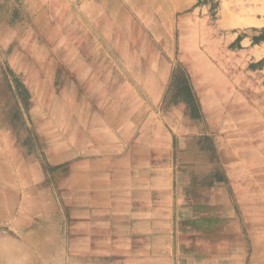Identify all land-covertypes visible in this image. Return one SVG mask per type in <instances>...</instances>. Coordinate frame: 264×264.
I'll return each mask as SVG.
<instances>
[{
	"label": "rangeland",
	"instance_id": "obj_1",
	"mask_svg": "<svg viewBox=\"0 0 264 264\" xmlns=\"http://www.w3.org/2000/svg\"><path fill=\"white\" fill-rule=\"evenodd\" d=\"M253 7V0H0V264H54L42 247L43 232H53L45 189L57 165L49 153L66 145L73 105L108 77L105 86L124 77L148 104L162 92L160 116L179 102L182 121L186 104L200 150L237 153L230 176L250 227L247 261L264 264V71L250 54L264 12L253 14L260 26L238 27L229 16L222 23L225 9L233 16Z\"/></svg>",
	"mask_w": 264,
	"mask_h": 264
},
{
	"label": "crops",
	"instance_id": "obj_2",
	"mask_svg": "<svg viewBox=\"0 0 264 264\" xmlns=\"http://www.w3.org/2000/svg\"><path fill=\"white\" fill-rule=\"evenodd\" d=\"M263 49L264 41L251 44L256 62ZM258 70L264 71V62ZM110 80L73 105L66 145L49 153L57 166L51 189H45L53 231L42 235L46 261L249 264L243 236L250 227L237 210L230 176L239 162L229 158L237 153L200 150L202 134L189 125L197 120L185 103L182 121L179 102L160 116L162 92L148 104L125 86L124 77L113 81L119 87L105 86ZM181 126L191 134L180 135ZM184 148L198 153H180Z\"/></svg>",
	"mask_w": 264,
	"mask_h": 264
},
{
	"label": "bare ground",
	"instance_id": "obj_3",
	"mask_svg": "<svg viewBox=\"0 0 264 264\" xmlns=\"http://www.w3.org/2000/svg\"><path fill=\"white\" fill-rule=\"evenodd\" d=\"M30 1V0H29ZM35 1V0H34ZM26 2H28V1H26ZM38 2V1H37ZM126 2V1H125ZM18 3V2H17ZM24 3V2H23ZM22 3V4H23ZM16 5V4H15ZM19 5V4H18ZM23 6V5H22ZM174 6H175V8H179L180 7V5H175L174 4ZM253 9H244V8H239L238 9V12H234L233 13V16H231V14L230 13H228L227 12V10L225 9L224 11H222V16H223V20H222V23H224L225 21H226V19L228 18V16L230 17V18H228V19H230L231 20V22H232V24L233 25H235V26H238V27H251V26H254V27H256V26H260L261 25V20H259V19H257L255 16H253V14L256 12V10H258L259 12H264V0H253ZM17 7V6H16ZM23 7H25V5L23 6ZM43 7V6H42ZM224 7V6H223ZM28 8H30V7H28ZM100 8V7H99ZM16 9V8H15ZM24 9V8H23ZM135 9V8H134ZM136 10V9H135ZM22 12V11H21ZM38 12V11H37ZM40 12V11H39ZM20 13V12H19ZM148 13V12H147ZM36 14V13H35ZM40 14V13H39ZM136 14V13H135ZM149 14V13H148ZM147 14V15H148ZM18 15V14H17ZM22 15V14H21ZM26 15H27V13H26ZM71 15V14H70ZM69 16V15H68ZM142 16V15H141ZM158 16V15H157ZM20 16H18V18H19ZM26 17V16H25ZM34 17V16H33ZM21 18V17H20ZM141 18V17H140ZM40 19V18H39ZM56 19V18H55ZM162 19V18H161ZM71 21V20H70ZM133 21V20H132ZM147 21H149V20H147ZM146 21V24L147 23H149V22H147ZM151 21V20H150ZM21 22H22V20H21ZM37 22V21H36ZM125 23V22H124ZM123 23V24H124ZM129 23V22H128ZM18 24V23H17ZM47 24V23H46ZM37 25V24H36ZM69 25H71V24H69ZM72 25H74L73 23H72ZM63 26V25H62ZM66 26V25H65ZM77 26V25H76ZM15 27H16V25H15ZM18 27V26H17ZM33 27V26H32ZM74 27V26H73ZM124 27V26H123ZM63 28V27H62ZM71 28H72V26H71ZM13 29H15V28H13ZM20 29V28H19ZM45 29V28H44ZM75 29V28H74ZM23 30V29H22ZM72 30V29H71ZM76 30V29H75ZM10 31V30H9ZM50 31V30H49ZM20 32H22V31H20ZM25 32V31H24ZM23 32V33H24ZM30 32V31H29ZM28 32V33H29ZM56 32V31H55ZM50 33H52V32H50ZM66 33V32H65ZM49 34V33H48ZM9 35V34H8ZM74 35H75V33H74ZM73 35V36H74ZM37 36H38V34H37ZM64 36V35H63ZM72 36V35H71ZM72 36V37H73ZM9 37V36H8ZM11 37V36H10ZM42 37V36H41ZM52 37V36H51ZM71 37V38H72ZM112 37V36H111ZM114 37V36H113ZM30 38H31V36H30ZM46 38V37H45ZM6 39V38H5ZM4 39V41H8V40H5ZM33 39V38H32ZM38 39V38H37ZM43 39V38H42ZM62 39H64V38H62ZM48 40V39H47ZM68 40V39H67ZM59 41H61V40H59ZM69 41V40H68ZM15 42V41H14ZM18 43V42H17ZM2 44V43H1ZM5 44V43H4ZM16 44V43H15ZM40 44V43H39ZM49 45V44H48ZM59 45V44H58ZM30 46V45H29ZM43 46V45H42ZM50 46V45H49ZM33 48V47H32ZM68 48V47H67ZM51 49V48H50ZM261 49V48H260ZM30 50V49H29ZM45 50V49H44ZM44 50L42 51V52H44ZM38 51V50H37ZM66 51V50H65ZM256 51V50H255ZM34 52V51H33ZM262 52H264V49L263 50H261V51H257L256 52V56H259V54H261ZM5 53H6V51H5ZM46 53V52H45ZM51 53V52H50ZM66 53V52H65ZM28 55V54H27ZM43 55H45V54H43ZM34 56V55H33ZM41 56H42V54H41ZM56 56V55H55ZM44 57V56H43ZM38 58V57H37ZM59 58V57H58ZM66 58H64V60H65ZM8 61V60H7ZM35 61V60H34ZM58 62V61H57ZM69 64V63H68ZM28 65V64H27ZM60 65V64H59ZM58 66V65H57ZM72 67V66H71ZM67 70V69H66ZM83 70V69H82ZM82 72V71H81ZM41 75V74H40ZM85 75H86V73H85ZM89 75V74H88ZM21 76H23V75H21ZM38 76V75H37ZM39 77V76H38ZM72 77V76H71ZM40 78V77H39ZM67 78V77H66ZM70 78V77H69ZM61 80V79H60ZM70 80H71V78H70ZM65 81V80H64ZM62 83V82H61ZM70 84V83H69ZM74 84V83H73ZM76 88V87H75ZM51 90V89H50ZM71 90V89H70ZM72 90H73V86H72ZM33 92V91H32ZM68 92V91H67ZM72 92V91H71ZM62 96V95H61ZM42 99V98H41ZM51 99V98H50ZM4 101V100H3ZM42 101V100H41ZM68 101V100H67ZM72 101V100H71ZM75 101V100H74ZM79 101V100H78ZM50 102V101H49ZM2 104H3V102H2ZM45 104V103H44ZM67 104V103H66ZM1 106V105H0ZM1 108V107H0ZM3 108H5V106L3 107ZM31 109V108H30ZM1 110V109H0ZM32 111V110H31ZM3 112V111H2ZM5 114V113H4ZM7 115V114H6ZM14 116V115H13ZM7 117V116H6ZM248 171V170H247ZM257 172V171H256ZM259 179V178H258ZM257 180V179H256ZM261 180V179H260ZM257 182V181H256ZM263 187V186H262ZM262 187H260V188H262ZM259 190V189H258ZM263 191H264V189H263ZM262 191V192H263ZM261 201H263V200H261ZM260 213V212H259ZM264 221V220H263ZM253 222V221H252ZM248 223V222H247ZM264 223V222H263ZM252 239V238H251ZM259 264H261V263H259Z\"/></svg>",
	"mask_w": 264,
	"mask_h": 264
},
{
	"label": "trees",
	"instance_id": "obj_4",
	"mask_svg": "<svg viewBox=\"0 0 264 264\" xmlns=\"http://www.w3.org/2000/svg\"><path fill=\"white\" fill-rule=\"evenodd\" d=\"M263 31H264V29H263ZM263 41H264V32L262 34L253 36V43L256 44V43L263 42ZM263 61H264V59H261L259 62L254 64V67H260L262 65Z\"/></svg>",
	"mask_w": 264,
	"mask_h": 264
}]
</instances>
